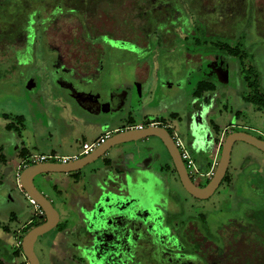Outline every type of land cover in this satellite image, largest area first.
I'll return each mask as SVG.
<instances>
[{
    "label": "rangeland",
    "instance_id": "rangeland-1",
    "mask_svg": "<svg viewBox=\"0 0 264 264\" xmlns=\"http://www.w3.org/2000/svg\"><path fill=\"white\" fill-rule=\"evenodd\" d=\"M159 1L156 0L155 2L158 3ZM212 2L214 0H202L204 8L210 13V16H208L215 21L213 26L216 29H210L211 33L205 31L207 29L205 24L208 16L204 19L205 21L197 18V7L193 2L191 8L188 5L190 11L187 8L189 12H186L187 14L194 15V27L191 30L185 27H181L185 29L183 31L179 27L176 29L175 27H167L171 31L169 33L163 28L165 32H156L154 34L158 36L157 42L153 44L152 42L155 40L152 41V39L146 48H140L139 44L134 43V40L140 34L123 35L118 29L110 32L109 37H112L114 40L111 44L115 48L118 47V50L114 48L112 51H109L106 61H103L105 67L101 71L102 76L99 79L101 80L100 82L115 87L109 93L110 98L112 94H117L118 91L126 92V89L118 88L120 85H128V101L125 103L126 108L120 112V115L118 112V124L110 127V129H115V127H124L123 125H133L132 121L135 120L143 121L142 123L146 125L148 124L141 116H138L139 113L134 112L130 107L131 101H138L137 109L143 104L146 108L157 107L158 101H155L154 97L150 99H148V96L145 99L143 96L140 97V93L142 95L149 94L148 89L151 81L145 79H149L151 76L155 79H160L158 85L160 84L161 86L158 93L162 92L161 95L171 93L172 96L175 95L182 98L184 94L180 95V93L183 89L187 88L188 92L186 93L188 97H191L190 93H192L198 81L207 76L208 80L215 84V91H207V95L204 97L205 99L198 100L196 98H190V101L182 109L180 106H176L180 113L178 120L168 115V117L166 116L167 119L164 120L170 123V130L173 135H178L183 138L187 149L193 154L196 164L200 168H202V163H206L205 159L207 161L209 160V154L207 155V152L203 151V154L199 156L198 151L200 152L203 149H201V146L194 145L195 143L189 137L187 122L191 123L190 121H192L193 115L201 116L200 122L205 132L204 139L208 144L213 141L214 137H217V133L212 126L213 124H217L222 132L226 127L229 129V132L232 129L244 130L264 139V111L258 109L254 103L248 102L243 98L251 91V88L248 86V79L250 81L257 80L260 92L264 93V0H217V4L220 5V11L218 6L215 11L210 9L213 6L215 9V4ZM164 9L163 3L161 11H164ZM151 10L152 8L147 6L146 16L151 14ZM201 13L205 14L203 11ZM180 20L183 22L179 17L178 22ZM43 21L45 20L37 19L36 23L38 24V28H40ZM162 21L166 22L165 18H162ZM175 21H177V18H175ZM175 21L172 23H175ZM150 27L152 26H144V30H150ZM186 30L187 32L194 31L193 35H188L187 40L184 39L186 38L184 33ZM141 32L145 33L143 28ZM120 36L123 40L117 42L115 39L120 38ZM146 36L145 39H148ZM18 38L22 42L23 38L20 36ZM198 38L201 41H197ZM0 42L4 44L1 39ZM197 42L202 47V54L198 53V56L194 55L193 60H198L197 57L203 55L204 59H202L203 62L201 63L197 61V63L193 62V57L190 55L198 51V49H190V47L194 48ZM214 42L218 44V47H215ZM221 43H228L233 48L238 47L240 49L238 56H231L228 51L221 49ZM186 52L190 53L187 55V57H191L192 62L190 64L185 60ZM5 53L7 52L0 51V131L5 132V124L8 122L3 117V114H8L10 119H15L19 115H26L28 129L24 131L23 135L27 147L22 146L20 151L26 150L31 156L44 152L47 154L56 153L60 156H71L79 154L82 151L85 140L90 143L97 140L99 134L104 131L101 127L93 125L94 121L99 120L97 118L100 117L99 114H96L97 112L94 115L90 114V112L86 111L89 108L88 106H84L75 98L74 101V99L67 96L68 93L60 85L59 77L55 75L52 78V75L49 74L51 72L50 64L47 63L48 61L46 62L47 59L44 60L40 57V51L38 52L39 56L36 58L38 62H36V59L32 61L28 59L27 61L19 62V64L15 61L11 64L8 59L10 55H6ZM211 54L215 56L213 57ZM208 55L215 59L212 60L211 58L209 61L206 60L205 56ZM218 56L221 57L220 61H218ZM212 66H214V70L210 69ZM138 73L139 75H137ZM29 78L30 80L33 78V82L31 83L32 88H28L27 86ZM34 83L37 85L33 86ZM139 85H141V89ZM104 88H99L98 91ZM53 94L62 96L63 101H66L65 107L61 111L51 103ZM161 102L162 100L159 103ZM180 102L178 101L177 104L180 105ZM118 103L114 100L112 105L118 106ZM198 103H201L199 107ZM106 104V102H103L102 109L106 108ZM163 107L164 105H160L159 108L163 109ZM128 108L130 109V113L131 110L133 111L132 120H129ZM163 118L165 117L163 116ZM37 122L44 123L47 127L44 134H40L36 129L35 124ZM223 133V138L225 139L228 133L225 131ZM18 137L19 134L14 131L13 134L9 135L8 139L6 137L0 138V145L4 146L7 151L5 152L6 156H13V153L21 147V144L18 142ZM208 144H205V147L207 150H210L211 147ZM131 147L133 149L135 146ZM155 147L160 149V154L168 160L170 159L169 154H167L163 144L159 140L155 141ZM217 149L218 147L214 148L216 153ZM146 153H149L153 160L150 166L156 171L159 170V176L157 175L156 177L154 175L151 176L148 171H138L139 182L146 187L145 190L139 188L141 193L144 194L143 204L147 207L143 216L144 218L150 215L155 217L159 229L158 232L153 233L154 236L151 239L154 243L159 242L162 248L164 242L166 244L169 243V245L173 243L186 252V254H176L174 250L172 253L164 247L162 250L153 253L154 258L156 257L160 263L166 261V264H179V261H181L180 264H210L208 260L203 261L202 259L207 254L215 256L218 254L219 258L217 257L218 260L215 261V264H230L224 257H222L223 259L221 258V229L231 219H238L243 223L250 222V212L264 207V194L258 188V186L262 187L259 179L261 177H259V173H256L257 171H264V152L246 142H237L233 147L231 164L226 174L227 176H225L215 193L207 199L193 197L183 188L175 173L173 174L172 171L162 170L158 163V157H155V152H151V148L141 152L136 160H134L140 161L141 157ZM20 159L18 158V162ZM216 160L219 161V155ZM16 161L14 160V162ZM93 165L101 166V161L98 160ZM130 166L131 164L129 163L128 167ZM129 170L132 175L133 170L131 168ZM172 170H174V167ZM52 176L61 180L65 174L55 173ZM191 176L195 181L201 178L194 174ZM132 177L135 179L137 176L133 174ZM151 177L155 178V180L151 179ZM42 179L41 176L37 177L35 179L36 184L40 185ZM12 180L15 181V178ZM46 182H50L53 186L55 184L51 183V180ZM6 183L0 184V222L3 225H9L14 230L16 226L34 215V206L31 204L29 198H26L22 203L25 205L23 213H20V208L14 205L15 203L9 197V193L6 192ZM152 184L155 186H152ZM162 185L164 190L163 188L161 189L162 193L160 196L159 192ZM58 187L62 191V196L64 195L65 198H68L69 193L73 191L71 185L67 182L64 183L62 180L58 183ZM156 187L158 188L156 189ZM152 191L155 192L154 196L156 195V201L154 202H152L154 196L153 198L150 197ZM58 201L60 200L55 198L57 208L65 211V213H67L66 211L73 213V210H76V207L72 205L69 199L65 200L64 207L61 201ZM153 203L160 204L162 209H157ZM126 206H133V202L130 205L126 204ZM12 212L19 216L17 222L12 219ZM117 212H120V209ZM132 212L134 213V210ZM108 216L110 215L106 216L104 212L99 214L98 225L95 227V232L98 233L96 239L93 237L84 242L77 240L78 243L73 244L76 250L75 254L86 259V261H80L78 264H135L134 258L138 250L133 248L131 251L127 243L124 245L120 232L117 234L118 236H114L113 238H111L113 233H110L109 230H107L106 234H103L105 230L102 229L112 222ZM139 216L141 215L138 214ZM175 220L181 223L180 227L183 228H185L184 224L186 222L196 223L198 228L196 229L197 235L202 237L201 232H203L204 236L211 243L209 244V249L203 250L200 248L198 242L192 238L191 233L184 234L183 231L179 232L180 227H178V230L172 231L170 228H173L172 225ZM87 222L90 224L92 221ZM115 223L116 226L126 227L129 222L120 219ZM135 228L136 225L127 238V242L132 244L135 238L137 239L138 235L143 236L145 231V228L141 226V230L136 235L134 233ZM193 228L195 229V225ZM56 230L53 229L44 236L54 237ZM2 232L3 227L1 225L0 236L8 239V236L3 235ZM223 234L230 235V233L226 234L224 232ZM92 235L90 236L92 237ZM147 239L150 240V237L148 236ZM92 240H96L95 247H92L93 244L90 245ZM39 242L35 249L41 264H52V261H55L56 264H64L67 261L65 257L59 259L58 256H50L48 252H44L48 249L47 247H42L41 249ZM112 243H114V247L110 245ZM212 243L220 247H216L215 251H213L214 249L212 247L215 246ZM1 244L0 246L4 248L2 255L6 262H20L23 259V257L18 258L14 256L13 246L10 243L4 241ZM146 244L149 243L146 242ZM206 244L207 242H204V246ZM133 246L131 245V247ZM144 248L149 247L147 245ZM169 248L171 250L172 247ZM140 249L143 250L141 245ZM187 259L188 262L184 263ZM214 260L212 259V261ZM71 264L75 263L71 262ZM140 264L152 263L148 262L147 257H145V261ZM211 264L214 263L212 262Z\"/></svg>",
    "mask_w": 264,
    "mask_h": 264
},
{
    "label": "flooded vegetation",
    "instance_id": "flooded-vegetation-1",
    "mask_svg": "<svg viewBox=\"0 0 264 264\" xmlns=\"http://www.w3.org/2000/svg\"><path fill=\"white\" fill-rule=\"evenodd\" d=\"M155 1L156 0H0V39L4 42V44H1L0 42V51L7 52L5 54L10 55L8 59L10 60L11 64L14 63V61L17 62L18 64L19 62L25 61V60L27 61L28 59L32 61L33 59H36L39 55L44 60L47 59L46 62L48 61L47 63H49L51 67L50 68L51 72H49V74L52 75V78L53 76L57 75L59 77L58 79L59 82L63 84V88L68 93V94L66 93L67 96L72 99L75 98L80 104L84 106H88L89 107L88 109H90L91 112L98 110V107H97L98 103L94 100H90L89 96L93 93L96 94L98 92V89L103 88V87H105L103 89L105 90V96L103 97V96L98 95L99 101H100V109L103 108V102H106L107 104H110V110L121 107L120 110L122 111L125 108V103L128 101L127 100L128 85H120V87L118 88L126 89L125 90L126 92L118 91L117 94H112L110 98L109 93L110 91H112V89H115V87L112 85L110 86L106 85L103 82H100L101 80H99L100 77L102 76L101 71H103L105 67L103 64L104 63L103 61H106L107 56L109 55L108 54L109 51L110 50L112 51L115 48L111 44L112 42H114V40L112 37H109L110 32L114 31L115 29H118L120 33H123V35H128V34L132 35L134 33L140 34L138 38L134 40V43L139 44L140 48L141 47L146 48L148 46V43L152 39H153L152 41L155 40L154 42H152L153 44L157 42L158 36L154 34H156V32L158 33L165 32L163 31V28L164 30H166V32H169V33H171V31L168 30L169 27L170 28L175 27V29L178 27L180 29H182L181 27H185L188 30H191V28L194 27V23H193L194 15L189 14V13L187 14L186 12L190 11L192 2L196 4V7H197L196 8L197 9L196 15H198L197 18H199L200 20L202 19L204 20L206 19V16L208 15L210 16V13L204 8L202 0H185V2L184 0H162L163 1L162 3H161V0L158 3ZM163 3H164L165 9L164 11H161ZM212 3L215 4V9H214V6L210 7L212 11L217 10V6L219 7L218 8L219 11L221 10L220 5L217 4V0H214V2ZM188 5L190 6V8L188 7ZM147 6H150L152 8L151 10L152 12L149 16L148 15L146 16ZM49 7L50 9H48ZM187 8L189 9V11L187 10ZM201 11H203L205 14H202ZM209 16L205 24L206 25L205 27L208 30L206 29L205 31L206 32L209 31L211 33L210 29L212 28L216 29V28L213 26V24H215L214 23L215 21L213 20V18ZM179 17L180 19L183 20V22L180 20L182 23L180 21L178 22ZM162 18H165L166 22H163L164 20L162 21ZM175 18H177V21H175ZM37 19L45 20L41 24L40 28L37 27L38 26V24L36 23ZM173 21H175V23H172ZM144 26L146 27L152 26V27H150V30H144ZM142 28H143V31H145V33L141 32ZM183 30L185 29H182V31ZM184 33H185V36L188 37V35L189 36L193 35L194 31L187 32L186 30V32ZM144 34H146L147 36ZM19 36L23 38L22 42L19 41V38H18ZM145 36L148 39H145ZM115 40L118 42L123 39L120 36V38H117ZM115 49L118 50V47ZM39 51L41 53H39L38 55ZM195 53L190 54L186 52V54L185 53L184 54L186 55L185 57H187V55L190 54L193 58H194V55L198 56V53L202 54L201 51H197ZM212 56L214 57L215 55L213 54ZM212 56L210 55L205 56V59L209 61V59L212 58V60H214L215 58H213ZM197 59H198L197 62L198 61L200 63L203 62L202 60L204 59L203 55L202 56L199 55ZM220 59L221 57L218 56V61H220ZM36 62H38V60ZM210 69L214 70V66H212V68ZM137 75H139V73ZM31 79L33 80V78ZM202 79H208V77L206 76L205 78H202ZM28 80L30 81V78ZM138 80L140 79L138 78ZM145 80L151 81V85L148 90L150 94H152L154 91L153 84L156 82V79L153 76H151V78L149 77V79H145ZM158 83H160L159 79H158ZM157 85L158 84L156 82L155 91L158 90ZM66 86L69 88H67ZM71 87L76 89L75 93L73 94L74 96H77V97L72 96V91L70 90ZM194 91H195V88H193L192 93H190L191 97H188L186 93L188 92L187 88L183 89L181 92V94H184L183 100L186 99L188 103L189 98H196L198 100L205 99L204 97L207 95L206 94L207 91L204 92L200 97L194 95ZM52 97H53V100L51 103L61 111L62 108L65 107L66 101H63L62 96L60 95L53 94ZM114 100L119 102L118 106L112 105V102ZM107 104L105 106H107ZM5 115L6 114H3V117H5V119L8 122L5 124V128H4L5 132L3 133V131H0V138L6 137L8 139L9 135L13 134L14 131L18 133L19 135H21L20 130L18 131H16L15 129L9 130L7 129V125L12 122L17 124L18 127L24 125L25 115H19V116L24 117V121H21L20 123H17V118L10 119L9 117H6ZM83 118L86 119L85 117ZM160 118H162L163 121L160 120ZM160 118L157 119L153 123L168 127L169 131L172 134V131L170 130L171 125L165 122L163 117H160ZM147 123L149 124L148 121ZM134 125L137 126L138 124H134ZM140 125L146 126V124H140ZM189 127H190V123H187V130ZM228 130L229 129L227 128L226 132H228ZM231 131H236V129H232ZM172 136L175 139L176 135L172 134ZM216 141L217 140L215 138L214 146L215 148L218 147L216 155L217 156L219 155V158H220V150L222 147V143L221 145H219L217 142H219L220 140L217 142ZM175 143H176V140H175ZM184 144H185V141H184ZM185 146L187 145L185 144ZM177 147L179 148L178 145ZM3 148L4 146L0 145V184L7 182L6 186L8 187V185H11L12 183L11 179L15 178L16 180V170L13 169V167L11 166H15V168L19 170H23V168L31 164V163H28V159L31 157V155H29V153H27L26 150L20 151L22 148L21 147L18 152L16 151L13 153V156L11 155L8 157L5 155V152H7L6 149L4 148L3 150ZM164 149L166 150L165 147ZM179 151L181 154L180 148H179ZM146 154H149V153H146ZM155 154H156L155 157L156 156L159 157V154H157L156 152ZM191 155L193 157V154ZM18 158H21L19 162H18ZM216 158H214V160L218 164L219 161L216 160ZM193 159L195 161V157H193ZM14 160L15 161L17 160V161L14 162ZM214 160L209 170L212 168ZM217 164L214 166L213 172H215ZM160 166L162 170H167L169 172L172 171L173 174L175 173L178 179L180 180L179 175L175 167L173 166V164L169 165V163L167 164L162 163L160 164ZM196 166L199 172L198 176L201 177L200 180L198 181L194 180V178L191 176L192 173H190L188 168L187 169L193 181L197 185L203 186L209 181V179L213 175L208 176L207 172H209V170H207L206 172L205 171L202 172L201 168L197 164ZM173 167H174V170H172ZM126 170H125L126 172H130L128 168H126ZM78 172H85L84 177L91 178L93 177L92 175H93L94 169L91 166V167H88ZM256 173H259V175L261 174L264 175V171H259V172L257 171ZM259 179L261 182L262 178H259ZM118 180H119V184H121L122 181H124V179L121 180V178H119ZM260 191L263 193L261 189ZM9 197L11 198L12 195H10ZM11 200L15 203L14 204L15 206L19 207V204L14 196L12 197ZM33 206H34V215L30 216V218H28L26 221L20 223L18 226L14 228V230H12V228L7 224H4V225L0 224V226L2 225L3 227V232H2L3 235L8 236L7 237L8 239H4L5 237L0 236V245H2L1 244L2 242L7 241L13 246V253L15 254L14 256L18 258L23 257V259L20 262H12V263L6 262L2 255L4 248L0 246V264L1 263L3 264H29L28 260L25 258L23 254V249H22L23 236L31 228L43 223L46 220L44 213L42 211H39V209L35 211V208L37 207L35 205ZM139 207L140 206H138V204L135 206L128 207L127 208L128 211L123 212L121 218H116L114 216L113 217L114 219L111 222V224L102 229V230H105L104 231L105 233L103 234H106L107 230H109L110 233H113V235L111 236V238H113L114 236H118L117 234L120 232L122 235L123 241H124V245L127 243L131 251L133 248L135 250H138L136 251V255L134 258L135 264H140L141 262L145 261V257H147L148 262L152 264H166L165 263L166 261L165 262L163 261L162 263H160L158 259H156V257L154 258L153 256V253H155V251L157 252L158 250H162L164 247L166 248L167 251L172 252V253L174 250V253L176 254L178 253L186 254V252L183 251L182 248H179L177 245H174L173 243L172 245H169L168 240H167L168 244L164 242L163 248L162 246H160L159 242L154 243L151 238L154 236L153 233H156L159 230L157 227L158 225L156 224V219L155 217L151 215L148 216L147 218H144L143 212L145 211V208L140 209ZM161 209H162V206L160 207L159 210ZM133 210H134V213L132 212ZM255 210H258V209H255ZM252 212L253 211H251L250 214ZM132 213L133 215L131 216ZM12 214H13L12 219H14V221L17 222L19 218L16 216L14 212H12ZM137 214L141 216L138 217ZM71 219L72 218L67 217L64 220L61 217V212H60V222L55 228L57 229L56 232L54 233L55 236L54 237H45L44 235L39 236L35 243V248H36L37 243L41 239H43L39 242L41 245V249L42 247H47L48 250L44 252H48L50 256H53V255L58 256L59 259H62L65 257L67 261L64 262V264H67V263L71 264V262L78 264L80 263V261L81 262L83 260L86 261V259L82 258L81 256H77L75 254L76 250L73 247V244L76 242L78 243V241L84 242L85 240H88V239L90 240L93 237L94 239H96L98 237V233L93 232V231L92 233L90 231L85 232L83 228L84 224L81 222L78 223V225H76L74 228H71L70 227ZM120 219L127 220L129 222L128 226L126 227L116 226L115 222H118V220ZM109 220H112V218L109 217ZM252 220L253 218L250 219V223L253 224ZM232 223L240 226L242 224L246 225L248 222L243 223L239 221L238 219H231L227 224L230 225ZM180 224L181 223L175 220L172 225L173 228H170V229L172 231H176L178 230V227H180ZM135 225H136V228L134 230V233H136V235H138L137 232L141 230V226L145 228L144 229L145 231L143 233V236L138 235L137 239L135 238V241L132 244L130 242H127V238L130 235L129 233L135 227ZM194 225H195V229L193 228ZM184 227L185 228L180 227L179 232L183 231L184 234L191 233L193 236L192 238L198 242V245L200 248H202L203 250L209 249L210 247L209 244L211 243L204 236L203 232H201L202 237L197 235L196 229L198 228H197L196 223L194 224V222H186V224H184ZM80 231L82 232L84 231L85 234L83 235L82 233H80ZM90 235H92V237ZM148 236L150 237V240L147 239ZM242 236L243 234H241L240 232L239 237L241 238ZM224 240L225 238L221 235V245ZM146 242H148L149 244H146ZM204 242H207L205 246H204ZM95 243H96V240H92L90 245L93 244L92 247H95ZM110 245L112 247L115 246L114 243ZM131 245L132 246L134 245V246L131 247ZM140 245L143 247V250L140 249ZM147 245L149 248H144V246H147ZM214 246L215 247H212L214 249V250L212 249L213 251H215L216 247H220L219 245L218 246L214 245ZM169 247H172L171 250ZM241 250H239V253L241 252ZM217 257L219 258L218 254L217 256L207 254L204 257L205 260L204 259L202 260L203 261L208 260L210 264L212 262L215 264L216 263L215 261L218 260ZM222 257L223 256L221 255V258ZM212 259H215V260L212 261ZM180 262L181 261H179V264ZM186 262H188V259L187 261H184V263ZM52 264H56L55 261L54 262L52 261Z\"/></svg>",
    "mask_w": 264,
    "mask_h": 264
},
{
    "label": "water",
    "instance_id": "water-1",
    "mask_svg": "<svg viewBox=\"0 0 264 264\" xmlns=\"http://www.w3.org/2000/svg\"><path fill=\"white\" fill-rule=\"evenodd\" d=\"M32 82L33 80H30V82H28L27 85L28 88H32L31 86ZM156 82L158 84V79H156ZM156 82L153 84L154 91L152 94H150L148 90L149 93L148 95L147 94L142 95V93H140V97L143 96L144 99L146 96L149 97L148 99L154 97L155 101H158V103L160 102V100H162L161 102L162 104L157 103L158 105H163L165 102L167 101L169 102L172 100L184 101L182 99L183 97L180 98L175 95L172 96L171 93L165 95H161L162 92L158 93L161 86L160 84L157 85L158 90L155 91ZM36 85L37 84L34 83L33 86ZM60 85L63 86L62 84ZM70 90L72 91V96H74L73 93H75L76 89L71 87ZM98 95L104 97L105 90L102 89L98 91L96 94L93 93L89 96L90 100H94L98 103L97 105L98 110L91 112L90 109H86V111L90 112V114L92 115H94L95 112H97L96 114H99L100 117H97L99 118V120L94 121L93 125L97 127L98 126L101 127V129L104 130L102 134L106 132H111L110 137L107 138L103 143H101V145L97 146L89 154L80 156L79 158L75 160H71L66 163L37 162L26 166L25 168H23V170H19L15 168V166H11L13 167V169L16 170V180L15 181L12 180L11 185H8V187H6L7 188L6 192L10 193L12 197L13 196L15 197V199L19 204V208L25 207V205H23L22 203L23 200H25L26 198H29V200L33 199L44 213V216L46 217V220L43 223L31 228L23 236L22 239L23 254L25 258L28 260L29 264H41L40 259L35 251V243L39 236L49 233L50 231L55 229L58 223L60 222L59 210L53 204L52 200L49 199L43 191H41V189L37 186L35 182V179L39 176H41L45 181H49L51 179L52 174L55 173L68 174L71 172L82 171L83 169L92 166V168L94 169L92 176L100 177L103 172L102 166L93 165L98 160L101 161V159H103L104 157H108L110 155L114 157V155L116 156L119 154H129L132 159L136 160V158L141 152L148 150V148H151V152H156L157 154H159V157L157 156L159 160L158 162L159 164L165 162L169 163V165L173 164L179 175L183 188L188 193H190L191 195H193L198 199H207L215 193V191L219 188L220 184L225 178L229 166L231 164L233 147L237 142L239 141L246 142L264 152V139L259 138L258 136L244 130H236L231 132L228 131L227 132L228 134L224 139L223 132L224 131L226 132L227 129L225 128L223 132L221 131L220 135H217L218 139L221 142L220 141L219 142L216 141V142L219 145H221L222 143V147H221L220 158L216 170L213 176L209 179V181L205 185L199 186L191 178L189 171L185 165V162L180 154L179 148L175 143V139L172 136L171 132L169 131V128L160 124L153 123L157 119L162 117L160 114L162 108H159L160 109L159 111L150 112L148 116L149 124L143 126L142 128H136L134 125L135 123H133L132 121L134 127L133 125H128V126L123 125L124 127L110 129L112 125L117 124L118 116L120 115V112H122L126 108V106L122 111L120 110L121 107L110 110V104H107L105 109H100V101ZM131 102L132 103H130L131 105L130 107L136 113H138L140 109L145 111L150 108V107L146 108L142 103L143 105H140V107L137 109L138 101H131ZM199 105H201V103H198V106ZM136 109L137 111H135ZM132 110L130 113V109H129V113H130L129 120L132 119L133 117ZM200 120H201L200 115H195V116L193 115L192 121L190 123V127L188 128L187 131L189 133L190 139L193 140V142L195 143L194 145H198V147L201 146V149H203L201 151L207 152L208 155L209 151L212 152L214 150L215 138L217 140V137H214L213 141L210 144L206 143L204 139L205 132L203 126L201 125ZM131 126L132 128H127ZM157 140H159L166 148L171 160H168L166 157L160 154L159 152L160 149L158 147H155V141ZM205 144L210 145L211 147L210 150L206 149ZM131 146H135V147L131 149L132 148ZM144 161L147 162V159H145ZM129 168H131V170L135 169V167L132 166H130ZM126 171L123 173L124 181H122L121 184H119V180H118L119 174L118 173L115 174V172L111 177H107L106 179L103 180V182L99 186L100 193L98 195V198L93 203V206L91 208H82L81 210H79L78 208L76 209L77 211L75 212V217L78 216L77 218L78 221L84 224L83 228L85 232L90 231L92 233V231L93 232L96 231L95 227L98 225L99 214L103 212L104 215L106 216L110 215V217L112 218V220L110 221H113L114 216L116 218H121L122 213L125 212L128 207H131V206H126V204L130 205V203L133 202V206L135 204L136 205L138 204V206H140L139 208L143 209L144 199L143 201H140L141 196H139V193H137V191L139 190L138 188L140 187V185L143 184H141L139 180L133 179L131 173ZM115 187H118L119 189L124 188L125 190L121 191L120 193H115L114 191H111ZM119 209L120 212L116 213V211H118ZM35 211H37V208H35ZM87 221H92V222L89 224V222ZM93 226L94 228H92ZM84 231L83 232L80 231V233L84 235L85 234Z\"/></svg>",
    "mask_w": 264,
    "mask_h": 264
},
{
    "label": "crops",
    "instance_id": "crops-1",
    "mask_svg": "<svg viewBox=\"0 0 264 264\" xmlns=\"http://www.w3.org/2000/svg\"><path fill=\"white\" fill-rule=\"evenodd\" d=\"M193 59L194 58H192V61L195 62V63H197L196 62L197 60H193ZM185 60H187L188 62H192L191 61V57H186ZM188 101H190V98L188 99ZM177 102L178 101H176V100H174V101L172 100V101H169V102L163 104L164 107H163V109H162V111H161L160 114H161L162 117L163 116L165 117L164 120L167 119L166 118L167 115L169 117H173V119L174 118L177 119V120L179 119L180 113H179V110H177V107L176 106H180V108L182 109L183 106L187 103V101H186V99H184V101H181L180 102V105H178ZM158 104H157V107L156 106H153V107H150L148 110H145V111L140 109L138 111V113H139L138 116H141L143 118V120L148 121V118H149L148 116H149V113L150 112H152V111L153 112L154 111L156 112V111H159L160 110L159 109V106L160 105H158ZM198 107H197V109H198ZM197 111L199 112V110H197ZM167 112H168V114H166ZM129 115H130V113L128 114V117H129ZM130 120H132V119H130ZM142 122L143 121H136V120L133 121V123L138 124V125L143 124ZM26 123H27V118H26V115H25V123H24V125L19 126V130L21 132V135H19V137H18V139H19L18 142L21 144V147L23 145H24V147H27L26 142L24 141L25 140V137L23 135L24 131H26L28 129V125H27L28 123L27 124ZM117 124H118V122H117ZM117 124H114V125H117ZM168 124H170V123H168ZM35 125H36V129L40 132V134H44V132H46L47 127L44 125V123L37 122ZM115 128H120V127H115ZM102 133H100L99 136ZM99 136H98V138H99ZM84 143H90V142H88V141L85 140ZM21 147L18 148L17 152L20 150ZM41 154H47V153L44 152V153H41ZM198 154H199V156L202 155L203 154V151L198 152ZM208 154H209L208 155L209 156V160L207 161L205 159L206 163L205 164L202 163V168H201V171L202 172H204V171L206 172L207 170H209V168L212 165V162H213L215 156H217L216 155V151H214V150L212 152H209ZM145 159H147V162L144 161ZM133 160L134 159H132L129 154H119V155H116V156L114 155V157H112L110 155L108 157H104L103 159H101V166L103 168V172H102V175L100 177L95 176V177H91V178H85L84 177V173L85 172H75V173L72 172V173H69V174H65V176H62L61 180L64 183L67 182L68 184H70L71 185V189H73V191H74V192L72 191L71 193H69L68 198H65L64 195L62 196V191H60V189L58 187V183H60L61 180L59 178H57V177L55 178V176H52L51 175V179H50L51 180V183H55L54 186H53V184L51 185L50 182H46L44 179H42L40 181V185H38V184L37 185L41 189V191H43L47 195V197L52 200V202H53V204L55 206H56V204H55V198H57V199H59L61 201L63 207H64V204H65V200L66 199H69V200H71L72 205H74L76 207V209L78 208L79 210H81L82 208H91L93 206V203L98 198V195L100 193L99 186L103 182V180L106 179L107 177H111L114 172H115V174L118 173L120 175L119 178H121V180H123L124 179L123 173L125 172L126 168L129 169V167H128L129 166V163L131 164L132 167H135V169L133 170L134 171L133 173H135L134 175L137 176L135 178L137 180H139L138 171H142V172L143 171L144 172H147L148 171V172H150L151 176H153V175L155 177L157 175L159 176V170L156 171L153 167L150 166V164L153 161L150 154H145L144 156H142L141 159H140V161H133ZM129 161H131V162H129ZM133 173H132V176H133ZM151 179H154L155 180V178H153V177H151ZM153 185L154 184H152V186ZM139 188H143V190H145L146 187H144V185H140ZM157 188L158 187H156V189ZM162 188H163V185L160 187V192H159L160 196H161V193H162L161 192V189ZM124 190H125L124 188L119 189L118 187H115L111 191H114L115 193H120L121 191H124ZM163 190H164V188H163ZM165 191L167 192V190H165ZM147 192H149V191H147ZM137 193H139V196H141V200L140 201H143L144 194L141 193L140 189L137 191ZM150 194H151L150 197L153 198L155 192L152 191ZM155 196L152 199V202L156 201L155 200ZM166 196L167 197H170L169 195H166ZM11 199H12V197H11ZM60 201H58V202H60ZM158 201H159V199H158ZM153 205L156 206V208H158V209H160V207H161V205L160 204H157V203H153ZM56 208H57V206H56ZM144 208H145V210L147 209V207L143 206V209ZM57 209L59 210V208H57ZM64 210H65V208H64ZM59 211L61 212V217L64 220L67 217L72 218L71 221H70L71 222V226H70L71 228H74L80 222L77 219L78 216L75 217L76 210H73L74 211L73 213L71 211H66L67 213H65V211H62V210H59ZM20 213H23V208H20ZM16 216L19 218V216L17 214H16Z\"/></svg>",
    "mask_w": 264,
    "mask_h": 264
},
{
    "label": "trees",
    "instance_id": "trees-1",
    "mask_svg": "<svg viewBox=\"0 0 264 264\" xmlns=\"http://www.w3.org/2000/svg\"><path fill=\"white\" fill-rule=\"evenodd\" d=\"M186 38L188 39L187 36ZM197 41L201 40L198 38ZM196 44L197 45L194 48L190 47V49H198V51H201V45H199L198 42ZM213 44L215 47H218L217 43L214 42ZM221 49L228 51L229 55L231 56H238L240 51L238 47L233 48L229 46L228 43H221ZM248 86L251 88V91L246 96H244V99L248 102L254 103L258 109L264 111V93L260 92L257 80L250 81L248 79ZM215 89V84L210 82L208 79H202L195 87L194 95L200 97L204 92L214 91ZM5 116L9 117L8 114ZM21 121H24V117L18 116L17 123H20ZM213 128L217 135H220V127L217 124H213ZM7 129H15L18 131L19 127L17 124L12 122L7 125ZM217 141H219L218 136ZM259 176L262 178V187L259 186V189H261L264 193V175L261 174ZM251 218H253V224L248 222L246 225L242 224L239 226L232 223L230 225H224L221 229V235H224L223 237L225 238L221 245V255L230 264H264V207L258 210H253V212L250 214V219ZM223 232L226 234L230 233V235L225 236ZM240 232L243 234L241 238L239 237ZM239 250H241L240 253Z\"/></svg>",
    "mask_w": 264,
    "mask_h": 264
},
{
    "label": "built area",
    "instance_id": "built-area-1",
    "mask_svg": "<svg viewBox=\"0 0 264 264\" xmlns=\"http://www.w3.org/2000/svg\"><path fill=\"white\" fill-rule=\"evenodd\" d=\"M134 127V126H133ZM136 128H142V125H137L135 126ZM127 128H132L131 127H127ZM111 135V132H106L104 134H102L95 142L92 143H83V149L79 154H74L71 156H60L59 154L56 153H50V154H37V155H32L29 159H28V163H37V162H61V163H66L69 162L71 160H75L77 158H79L80 156L89 154L92 150H94L97 146L101 145V143H103L107 138H109ZM175 140L177 145L179 146V148L181 149V156L183 158V160L185 161L187 168L189 169L190 173L194 174V175H199V172L197 170V166L196 163L191 155V153L189 152V150L187 149V147L184 144L183 139L176 135L175 136ZM217 164V162L214 160L213 166L212 168L209 170V172H207L208 176H212L213 175V168L214 166ZM32 204L35 205L37 207V209H39V211H42L40 209V207L37 205V203L32 199L31 200Z\"/></svg>",
    "mask_w": 264,
    "mask_h": 264
}]
</instances>
